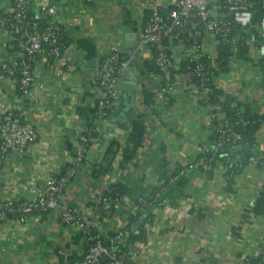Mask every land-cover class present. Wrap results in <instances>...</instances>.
Returning a JSON list of instances; mask_svg holds the SVG:
<instances>
[{
  "label": "crops",
  "instance_id": "crops-1",
  "mask_svg": "<svg viewBox=\"0 0 264 264\" xmlns=\"http://www.w3.org/2000/svg\"><path fill=\"white\" fill-rule=\"evenodd\" d=\"M12 0H0V11ZM67 30L73 66L50 57L33 63L34 84L22 99L13 79L0 77V114L16 109L32 122L37 140L21 155L7 156L0 171L2 196L30 201L32 188L56 178L78 148L97 103L94 84L102 51L118 44L126 60L120 74L118 100L100 125L99 136L115 149L109 172L101 150L91 149L78 175L63 191L59 207L24 225L0 223V264H50L64 255L79 259L81 246L69 229L59 224L66 207L89 206L111 185L124 190L118 207L103 205L89 222L100 234L127 222L135 200L162 184L165 174L196 161L207 145L208 112L180 74L175 94L165 97L157 84L151 51L142 43L141 8L146 0H50ZM264 17H253L257 25ZM0 31V62L14 54ZM223 93L264 119V78L259 60L235 58ZM264 151V120L253 135ZM108 147V149H109ZM107 149V150H108ZM107 152V151H106ZM214 168L189 177L185 197L157 210L149 233L155 251L143 264H242L264 238V171L246 167L232 187L224 186ZM167 246V247H164Z\"/></svg>",
  "mask_w": 264,
  "mask_h": 264
},
{
  "label": "built area",
  "instance_id": "built-area-1",
  "mask_svg": "<svg viewBox=\"0 0 264 264\" xmlns=\"http://www.w3.org/2000/svg\"><path fill=\"white\" fill-rule=\"evenodd\" d=\"M49 1L12 0L6 9L0 11V31L15 50L13 55L0 62V77L13 79L22 99L29 97L34 84L33 63L36 58L50 57L67 66L74 65L71 57L73 49L65 41L67 30ZM140 11L143 17L141 40L151 51V63L161 93L167 98L174 96L176 81L183 74L192 85L191 92L207 109L208 138L202 154L214 156L221 149L228 152L238 145L248 147L243 146L241 135L233 130L215 103L224 100V96L218 95L217 91L223 92L228 75L233 74L235 56L240 47L246 48L245 57L248 59L264 60V17L257 25L252 22L258 12L264 13V0H146ZM222 51L230 54L225 58L226 65L223 57L219 56ZM100 58L99 75L94 81L98 97L96 114L80 134L78 148L68 167L61 177L35 184L32 188L35 196L30 201L3 197L0 184V223L24 225L30 219L57 209L63 191L78 175L84 157L91 149H102L101 139H94L90 134H99L100 125L109 117L118 100L120 74L126 60L116 43L109 44ZM235 113L239 115L238 111ZM212 137L213 140H210ZM36 140L34 124L21 111H3L0 114V171L9 154L21 155ZM250 151L253 155L247 157L225 154L224 162H218L213 167L204 166V169L215 168L224 186L230 188L246 167L264 171V151L256 148L255 144ZM205 160L201 158L175 175L176 171H173L174 176L168 185L184 174H190ZM111 191L108 188L103 190L89 206L62 210L59 224L78 235L81 253L79 259L69 261L64 255L61 261L50 264H143V256L155 251L149 233L157 219V211L151 222L145 212L141 214L140 218L147 222L146 240L134 243L125 251L119 246L128 234L125 229L127 222L103 234L94 230L88 216L103 205L118 207L120 201L111 198ZM158 196L159 193L154 199ZM138 203L143 211L151 201L140 198ZM168 205L163 203L158 210ZM136 209L137 205L133 204L129 215ZM242 264H264V238L255 251L243 258Z\"/></svg>",
  "mask_w": 264,
  "mask_h": 264
},
{
  "label": "trees",
  "instance_id": "trees-1",
  "mask_svg": "<svg viewBox=\"0 0 264 264\" xmlns=\"http://www.w3.org/2000/svg\"><path fill=\"white\" fill-rule=\"evenodd\" d=\"M65 41L69 43L67 38L65 39ZM246 52H247L246 48L240 47L237 50V54L235 58L242 59V57L246 55ZM229 55L230 54H227L226 52H223V51L219 54L220 57H223L224 65H226L225 58L228 57ZM259 65H260L259 67L260 71L264 78V60L263 59L259 60ZM16 90L21 96L18 88H16ZM217 94L220 96H224V100L215 103V105L219 108V110L222 113H224L226 120L232 125L233 130L241 135L243 146L245 147V145H248V147H245V148L242 147V151L237 155L241 157H247L248 155L249 156L253 155V152L250 151L251 147L255 144L253 135L258 129V127L260 126V124L262 123V121L264 120L263 117L255 113H251L247 109H245V111L242 112L241 105L235 99H233V97H230L229 95L223 92H218V91H217ZM236 111L239 112V115H236L235 113ZM95 114H96V106L92 114V118L95 117ZM90 136L94 139L100 138V136L95 132H91ZM210 140H213V137L210 138ZM114 150L115 149H112V145L107 150L105 157H104L103 164H101L99 168L100 170L96 172L97 176H99L101 173H106L110 171L111 164L114 160V155H115ZM225 156H228V155H225ZM225 156L221 152H218L214 156L210 153L201 154L200 156H198V158L196 159L194 163H196L201 158H205L206 159L205 162H203V164L201 165L196 166V169L194 168L193 170H191L190 174L195 173V170L200 171V172L203 171L204 166L213 167L218 162H224L226 159ZM85 162H86V156L84 157L82 161L80 170L82 166L85 164ZM244 162H246V160H244ZM66 167H68V165L62 168V170L59 172L56 178H59L63 175ZM179 170L181 169L176 170L174 175L177 174ZM237 172H240V170L239 171L237 170ZM190 174L189 173L184 174L183 176L179 177L171 185H168V182L170 178L173 177L174 175L172 173L165 174L164 178L162 179V184H160V186L154 187L150 189L149 191H145L139 196V198H137L134 201L135 204L137 205V209L136 211H134L131 215L127 217V224L125 225V229L128 234L124 237L122 243L119 246L121 250L125 251L129 249L136 242H140V243L145 242L146 237H147L145 223L147 222L145 219L140 218L141 214L145 212L146 216L150 219L149 222H151V220L154 217L155 212L161 207L160 205L166 202L171 205H174L176 201L185 197V190L189 182ZM226 174L228 175L229 173H226ZM108 189H112L110 193L111 198L113 199L118 198V200L121 202V198L124 196V193H125L123 191L124 189L120 185H117V184L111 185L110 187H108ZM161 189H164V191L161 192L160 191ZM157 193H159V196L154 199ZM140 198H146L151 201L150 206L146 207L143 211L139 209L140 206L138 203V199ZM73 237H74V241L75 240L77 241L79 239L78 235L73 236ZM66 259L69 261L75 260L72 255L67 256Z\"/></svg>",
  "mask_w": 264,
  "mask_h": 264
},
{
  "label": "water",
  "instance_id": "water-1",
  "mask_svg": "<svg viewBox=\"0 0 264 264\" xmlns=\"http://www.w3.org/2000/svg\"><path fill=\"white\" fill-rule=\"evenodd\" d=\"M49 4H50V6H54V5H55V1H49ZM108 147H109V144L106 143V144L104 145V147L101 149L100 159L103 158V156H104V154L106 153ZM241 151H242V146H240V145L236 146L232 151H228V152H226L225 149H221V150H220V152H221L223 155L227 154V155H231V156H232V155H237V154H239Z\"/></svg>",
  "mask_w": 264,
  "mask_h": 264
}]
</instances>
